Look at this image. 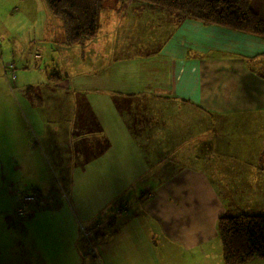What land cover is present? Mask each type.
<instances>
[{"label":"crops","instance_id":"1","mask_svg":"<svg viewBox=\"0 0 264 264\" xmlns=\"http://www.w3.org/2000/svg\"><path fill=\"white\" fill-rule=\"evenodd\" d=\"M35 3L22 5L37 26L28 44L39 37L51 51L60 46V60L66 50H78L66 42L62 21L53 17L50 24L46 7L45 15L41 5L34 15ZM140 3L104 8L101 22L112 21L105 29L127 35L144 28L136 37L150 50L112 60L91 51L89 61L99 56L100 67L66 77L54 70L42 98L35 126L43 156L35 170L45 202L23 218L5 215L8 225L13 218L8 232L14 228L39 250L40 262L85 264L88 254L76 237L83 221L87 237L97 239L90 254L102 264H226L218 218L264 213V37L179 22L144 9L147 3L139 11ZM0 31L4 44L22 49L12 45L22 32L3 21ZM27 70L34 69L19 72ZM182 137L200 147L181 149Z\"/></svg>","mask_w":264,"mask_h":264},{"label":"rangeland","instance_id":"2","mask_svg":"<svg viewBox=\"0 0 264 264\" xmlns=\"http://www.w3.org/2000/svg\"><path fill=\"white\" fill-rule=\"evenodd\" d=\"M24 1L26 0H0V26L3 21L10 28L15 29V32H22L21 41L17 40L12 44L22 46V49L16 48L13 50V48L11 49L8 46L11 44L7 40L4 44L6 36L0 31V36H3L0 41V264H57L52 259L46 260L45 257H42L44 261L40 262V257L34 255V251L39 250L35 249L33 251V245L29 244V241L23 236H19L20 233L17 235L14 228L8 232L7 227L9 226L10 229V225L13 224V218L11 220L12 223L9 225L5 220V215L9 213H11V217L14 213L22 218L28 216L35 207L40 209L45 202L40 196V204L32 203L28 207L26 214L20 215L17 213L20 197L40 189L39 176L35 167L41 168L42 166L43 143L42 137L37 130L38 127L35 124L36 117L42 114V107L45 105L42 102V98L50 88L49 83L55 78L52 74L54 70L60 71L61 69L62 76L66 77L68 73L71 76L78 68L100 67L102 63L99 60V56L94 55L91 58L93 63L89 61L92 56L91 51L101 49L104 54L102 58L112 60L143 51L144 49L148 51L150 47L147 44L146 47L141 46L142 41H139L136 37L144 28L132 29L134 34L127 35L121 30L115 33L105 29L110 23L113 24L112 21H106L101 22L103 29L99 30L94 39H88L86 42L78 44V50L76 51L66 50L64 55H62L63 60H60L59 54L62 52L60 46L58 47L59 51H57L56 45L53 46L55 50L51 51L50 45L47 46L45 41L39 37L33 39L30 45L28 44L29 40L27 39L34 37L33 32L37 29V26L32 22L28 23L26 20L22 9ZM29 1L33 2V0ZM34 1H36L33 7L34 15L37 14L40 5V13L46 7L47 15H50V21L52 22L50 24L55 25L53 20L55 15L53 16L52 12H50L46 1ZM120 1L106 0L104 8L117 7ZM126 1L129 2V0ZM134 1L136 3L139 2ZM122 2L124 3V0ZM140 2V4H137L142 7L139 11L143 10V6L146 3ZM144 9L153 10L154 8L145 6ZM32 14L30 13V15ZM42 15H45V13H42ZM58 19L61 21L60 18ZM121 21L122 19L116 18V24ZM142 25L145 27L144 23ZM109 29L112 30L111 27ZM51 32L53 33L54 29ZM13 38L16 39L15 36ZM41 41L42 44L39 45ZM52 44L54 45V43ZM50 51L56 53V55L53 54L52 60L54 61L49 65ZM56 56L57 59H55ZM30 67L34 70H27L24 75L19 72ZM64 99L63 105L66 109ZM66 110L68 111V109ZM37 121L39 122V119ZM194 127L192 126L191 130H194ZM182 140H184V144L181 149H186L191 144L200 147L201 144L198 140L193 142L191 139H184V137H182ZM67 143L70 144V141H67ZM33 153L36 159L34 161ZM146 192L142 191L143 194ZM83 223V221H80L81 232L79 231L76 237L77 241L80 242L79 248L81 252L83 253L85 249L87 251L86 254L88 255L86 256L85 264L94 261L98 262V257L90 254L95 251L94 245H97V239L93 233L91 234L92 237H87L89 231L83 227ZM251 261L248 260L244 264H254ZM98 263L102 264L104 261Z\"/></svg>","mask_w":264,"mask_h":264},{"label":"trees","instance_id":"3","mask_svg":"<svg viewBox=\"0 0 264 264\" xmlns=\"http://www.w3.org/2000/svg\"><path fill=\"white\" fill-rule=\"evenodd\" d=\"M45 1L50 12L61 19L68 44L84 43L98 34L106 0ZM136 1L146 2L155 10L168 12L179 22L195 19L204 24H218L264 37V0ZM56 74L59 75L60 71ZM144 194L147 195V192ZM127 206V203L120 205L114 215L121 214ZM118 209L121 211L118 212ZM218 231L226 264H244L255 257L264 259V213L221 215Z\"/></svg>","mask_w":264,"mask_h":264},{"label":"built area","instance_id":"4","mask_svg":"<svg viewBox=\"0 0 264 264\" xmlns=\"http://www.w3.org/2000/svg\"><path fill=\"white\" fill-rule=\"evenodd\" d=\"M147 194L151 195L152 193L149 192ZM40 200H41L40 199V195L37 192H32V193H28V194L22 195L20 197L19 205L17 207V213L20 214V215L26 214L27 210H28V207L32 203H37ZM119 211H121V209H118V212Z\"/></svg>","mask_w":264,"mask_h":264}]
</instances>
